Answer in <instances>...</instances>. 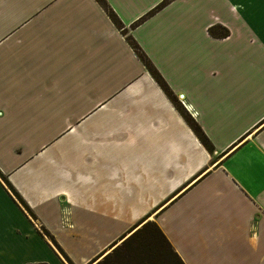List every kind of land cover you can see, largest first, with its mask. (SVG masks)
<instances>
[{
  "label": "crops",
  "instance_id": "0c3cea01",
  "mask_svg": "<svg viewBox=\"0 0 264 264\" xmlns=\"http://www.w3.org/2000/svg\"><path fill=\"white\" fill-rule=\"evenodd\" d=\"M106 1L126 35L0 0V264H89L147 216L185 264H264V0Z\"/></svg>",
  "mask_w": 264,
  "mask_h": 264
},
{
  "label": "trees",
  "instance_id": "16d2710c",
  "mask_svg": "<svg viewBox=\"0 0 264 264\" xmlns=\"http://www.w3.org/2000/svg\"><path fill=\"white\" fill-rule=\"evenodd\" d=\"M99 4L105 9L114 24L122 29L123 34H127L128 31L124 29V25L119 20L118 16L109 6L106 0H97ZM172 0H162L153 10H151L147 16L154 14ZM211 35L215 37H226L229 35V30L221 25H214L209 28ZM127 41L133 47L135 53L140 60L146 65L147 69L167 94V96L177 105L181 111L183 117L191 128L195 131L200 141L210 152L214 151V146L211 140L205 134L201 126L181 107L177 102L178 99L166 82L164 77L161 75L159 70L154 66L149 57L145 54L139 44L134 40L132 36H127ZM13 190V188L8 184ZM14 191V190H13ZM19 198L18 194L15 193ZM23 203L24 207L32 214L29 207H27L23 200L19 198ZM33 215V214H32ZM149 216L140 221L134 226L127 234L119 238L111 246L113 249L107 253L101 260L95 264H185L180 255L173 248L171 242L161 230L159 225L153 220H147ZM45 233L53 240L56 246V242L47 230ZM121 240L120 243H118ZM118 243V244H117ZM110 246V247H111ZM115 246V247H114ZM62 251V250H61ZM66 257V256H65ZM68 262L72 264L71 260L66 257ZM29 264H48L47 262L29 263Z\"/></svg>",
  "mask_w": 264,
  "mask_h": 264
},
{
  "label": "rangeland",
  "instance_id": "374dc122",
  "mask_svg": "<svg viewBox=\"0 0 264 264\" xmlns=\"http://www.w3.org/2000/svg\"><path fill=\"white\" fill-rule=\"evenodd\" d=\"M121 240L118 242L120 243ZM117 243V244H118ZM115 247V246H114ZM113 249V246L109 247L108 249H106L101 255H99L97 258H95V260H93L91 263L89 264H95L97 261L101 260L107 253L111 252Z\"/></svg>",
  "mask_w": 264,
  "mask_h": 264
}]
</instances>
